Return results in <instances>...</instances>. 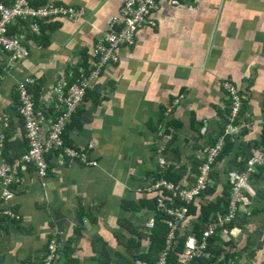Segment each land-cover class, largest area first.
<instances>
[{"label":"crops","instance_id":"crops-1","mask_svg":"<svg viewBox=\"0 0 264 264\" xmlns=\"http://www.w3.org/2000/svg\"><path fill=\"white\" fill-rule=\"evenodd\" d=\"M55 1L83 15L43 20L41 34L32 20L14 23L12 31L30 56L17 61L0 51L2 75L7 67L14 74L0 78V114H10L13 123L0 165L28 150L16 117L18 79L36 80L31 92L38 108L52 116L53 87L59 81L73 85L86 71L91 77L93 50L110 24L123 19L125 0ZM159 4L154 25L143 26L132 45L117 49L118 62L104 66L90 81L69 123L65 143L85 154L88 163L51 152L45 178L30 165L19 171V182L0 205V264H43L53 239L58 241L53 264L157 263L159 257L148 256L151 229L145 226L154 213L142 204L156 197L152 186L160 169L174 167L186 188L189 168L204 160L201 150L222 137L232 104L228 82L238 87L244 105L239 129L231 136L234 149L214 170L225 182L228 172L238 169L232 161L262 151L264 0ZM84 62L89 64L85 68ZM250 181L246 199L253 216L246 223L238 217L233 225L242 236L225 239L219 232L227 244L223 257L240 252L245 264H264L263 166ZM4 189L0 182V199ZM199 217H187L182 229L194 232ZM258 255L262 262H256Z\"/></svg>","mask_w":264,"mask_h":264},{"label":"built area","instance_id":"built-area-1","mask_svg":"<svg viewBox=\"0 0 264 264\" xmlns=\"http://www.w3.org/2000/svg\"><path fill=\"white\" fill-rule=\"evenodd\" d=\"M39 2V4H34ZM159 0H125L122 6V21L115 20L110 24V29L106 32L102 40L93 50L94 56V71L98 75L101 69L108 65L118 62L117 49L121 46L132 45L134 43L137 32L145 25L152 26V14L159 10ZM83 15L82 10L73 6L59 4L55 0H15L8 4L5 1H0V51L10 54L12 60L20 61L27 59L30 56V49L24 44L22 38L11 32L10 26L14 23L24 24L32 20L33 29L38 34L42 33V22L52 17H80ZM5 76L13 75V69L7 67L4 70ZM90 78L86 74H82L81 78L73 85H68L65 81H59L53 87V115L48 116L47 112L37 110L35 97L31 92V87L36 83L32 77H26L17 81V93L20 98L18 113L22 117L23 128L25 135L29 141L28 151L19 159L12 163H2L0 165V181L4 186L3 198L7 200L10 195V187L19 182L18 173L22 168L30 165L38 169L41 177L45 178L48 175L47 155L51 152H60L62 155L69 157H78L83 162L88 163L87 156L79 151L66 145L64 133L71 122L73 116L77 113L79 107L83 104L89 88ZM226 88L229 95L233 97V111L230 115L232 122H235L239 117L242 109V97L240 90L233 83L228 82ZM0 117V156L5 142V131L10 128V114H1ZM233 123L229 125L226 134L232 135L238 131ZM212 157L207 156V161L204 162L200 169L198 180L191 188H182L180 191L167 182H160L155 187H164L166 190L179 195L181 200L190 204L200 197L209 187L212 182L213 167L225 147V137L221 138L215 146H210ZM264 165V155L258 153L249 162V170L246 173L232 174L234 182L233 196L230 210L227 215L218 214L217 217L208 224L203 238V248L207 246V240L213 234L221 229V223L229 224L236 222L241 211L242 200L244 198L243 191L247 189L252 176L256 173L257 168ZM240 182L245 185H240ZM186 201H185V200ZM162 208H166L165 202L159 201ZM168 213L173 215L177 222L182 221L188 211L186 206L175 210L166 209ZM10 214V212H5ZM176 223L171 224L173 228ZM153 227V224L150 225ZM189 247L185 252L184 258L180 264H191L197 258L198 242L196 245L189 242ZM209 243V242H208ZM168 250V249H166ZM164 251L160 258V264H166L167 251ZM57 249H53L49 255H56ZM54 259H51V262Z\"/></svg>","mask_w":264,"mask_h":264},{"label":"trees","instance_id":"trees-1","mask_svg":"<svg viewBox=\"0 0 264 264\" xmlns=\"http://www.w3.org/2000/svg\"><path fill=\"white\" fill-rule=\"evenodd\" d=\"M1 1H5L8 4H11L15 0H1ZM10 30L13 33L12 25L10 26ZM88 65L89 64L87 62H84V64L81 66H83L85 68ZM3 68L4 67L0 65V78L2 77L1 72H2ZM91 71H92V69H91ZM85 74H90V72L86 71ZM87 93H88V91H87ZM230 97H231V95H230ZM241 97H242V109H241V112H242L243 105H244V98H243L242 94H241ZM17 100L20 102V98ZM35 102H36L37 110H40V108H38V101L36 98H35ZM231 102H232V104L228 110V119H227L228 124H227V127H225L223 129L222 134H221L222 135L221 138L225 137V147H224V150L221 153L220 157L218 158L216 164L213 167V172H212V176H211L212 182L209 185L208 189L201 195V197L199 199H197L193 204H190L188 206L187 216H189V217L190 216H196V215L200 216L199 217L200 223L199 224L197 223L196 228H195V235L198 238L197 240L199 242H202V240H203L204 231L207 228V225L209 223H211L212 220H214L218 214L221 213L223 215H227V213L230 210V206H231V202H232V196H233V187L235 185L233 180H232V174L233 173H240V174L246 173L249 170L250 160L253 157H255L258 153H261L262 155H264V144H263L262 151H260L258 153L251 154L249 157H246L244 159V161L238 162V163H237L238 159H237V161H232L231 162L232 166L236 165L238 167L237 171H234L232 173L228 172L230 175L228 180L225 182L221 181V173H220V171H215L216 170L215 168L217 167V165H219V163L221 161L225 160L229 155H231V153L234 149V143H232V141H231V136H233L234 134L227 135L226 131H227L229 125L232 123L237 127L238 126V119H239V117H238L235 122H232L231 119L229 118L232 111H233V97H231ZM18 107H19V104L17 106V110H18ZM15 112H16V110H15ZM16 117H19L18 118L19 119V125L23 129V132L25 133L24 128H23L22 117L18 113V111H17ZM12 124L13 123L11 121L10 126H12ZM71 126L72 125H68V127L64 133V137H65L67 130L70 129ZM9 130H10V128L6 129L5 136H6L7 131H9ZM25 137H26V135H25ZM5 139H6V137H5ZM26 139H27V137H26ZM220 139L215 140L213 142L212 146H215L220 141ZM27 141H28V139H27ZM6 144H7V142L5 143V146H6ZM25 145L28 146V149H29V147H30L29 141H28V144H25ZM3 148H4V146H3ZM4 150H5V148H4ZM2 152H3V149H2ZM25 153H23L20 157L12 159L8 162L12 163L14 160L21 158ZM203 164H204V162H201L200 164H195V165H193L192 168L194 169V171L200 173V169L203 166ZM263 167H264V165H263ZM217 170H218V168H217ZM155 180H156V183L163 182V181H165L167 183H173L178 190L182 189L183 175L178 173V172H175L174 167L169 168L167 170H161L160 169L159 172L155 176ZM194 184H196V182H194L192 185H194ZM247 190L248 189H244V191H243L244 197L246 196ZM155 194H156V197L149 200V202L146 203V205L142 204L143 207L148 206V209L154 213L153 214L154 227L151 229V240L152 241H151V246H150L149 252H148L149 258H151L152 256L159 257V254H161V252L165 250L166 243L168 241V237H169V234L171 232L170 223L174 222V217L170 216L167 212H165L159 206L158 199L160 198L161 191L157 190ZM163 196L165 198H167V200H165V202L167 203L168 206H170L172 203H173L172 207H179V206L183 205V203L180 201V199L178 197H173L172 195H170L167 192V190L163 192ZM169 197H171V199L168 200ZM242 204H243V202H242ZM249 207H252V205L247 204V206L245 207L246 210H243L239 215V218H241L242 213L245 215L242 218L243 223H246L248 218H251L253 216V213L251 216V213L249 211ZM232 224L234 225L235 221ZM204 226L206 228H204ZM177 238H178V246H177L176 250L171 251L170 254L168 255L167 264H179V262H180L179 254H182L184 252V250L186 249V245L188 242L187 236L182 237V236L178 235ZM226 246H227V244H225L223 242V240L220 236V233L218 232L216 236L212 237L209 240V244H208V248L206 250V254L201 255L198 258H196L195 261L193 262V264H233V262H234V264H243L241 262V259L243 257H242L240 252L230 253V254H227L225 257H223V253L225 251ZM245 250H246V248H245ZM152 264H158V261H157V263L155 261Z\"/></svg>","mask_w":264,"mask_h":264},{"label":"rangeland","instance_id":"rangeland-1","mask_svg":"<svg viewBox=\"0 0 264 264\" xmlns=\"http://www.w3.org/2000/svg\"><path fill=\"white\" fill-rule=\"evenodd\" d=\"M99 75H98V72L96 71V69H95V72H93L92 73V75H91V77L90 78H88L87 79V82H89L92 78L93 79H95V78H97ZM80 108V107H79ZM79 110V109H78ZM0 117H2V115L0 114ZM200 146V145H199ZM210 146H206L205 147V149L204 150H201V153L203 154V157H204V160H202V162H206L207 161V156H209L210 157V155H211V158L213 159V157H212V152H210L211 150H210ZM189 170H190V179H187V183H185V184H188V185H185L186 186V188H191V187H193V183L195 182V181H197L198 179V176H199V174L198 173H196V175H193V176H191L193 173H195V171L193 170V168H189ZM192 173V174H191ZM234 174V173H233ZM1 182V181H0ZM165 182V181H164ZM192 182V183H191ZM160 183V182H159ZM191 183V184H190ZM171 184H173V183H171ZM158 185V183H155L154 184V186H152V188H154V187H156ZM174 185V184H173ZM240 185H245V183H242V182H240ZM175 186V185H174ZM189 186V187H188ZM246 186H249V185H247L246 184ZM176 187V186H175ZM13 189V186H11L10 187V191ZM156 191L157 190H159V191H161V194H160V198L158 199V203H159V201L162 199L164 202H165V200H167V198H165L164 196H163V192L164 191H166V189L164 188V187H159V188H154ZM247 189H248V187H247ZM147 191H149V189L147 188L146 189ZM178 190V189H177ZM181 190V189H180ZM180 190H178V191H180ZM167 192L170 194V195H172L173 197H178L179 199H180V201L183 203V205H181V206H179V207H172V205H173V203L170 205V206H168L167 205V203L165 202V204H166V208H162L161 206H160V203H159V206H160V208L161 209H163L165 212H167V210L166 209H169V210H175V209H177V208H181V207H184V206H186L187 208H188V206L190 205V204H193L197 199H199L200 197H198V198H196V200L194 201V202H192V203H190V204H186V203H184L182 200H181V198H180V196L179 195H175L173 192H171V191H168L167 190ZM169 199H171V197H169L168 198V200ZM185 200V199H184ZM4 201H5V198H1L0 199V205L2 204V203H4ZM172 201V200H171ZM186 201V200H185ZM242 202H243V206H241V211H243V210H246V206H247V204H248V200L246 199V196L243 198V200H242ZM10 212V214H7V213H5V212ZM188 212V211H187ZM168 213V212H167ZM3 214L5 215V216H8L9 218H12V213H11V211L10 210H4L3 211ZM170 216H173V215H171L170 213H168ZM243 216H245L243 213H242V218H243ZM174 217V216H173ZM187 217H189V216H187V214H186V216H185V218L182 220V221H179V222H177V220L175 219V217H174V222L173 223H170V226H171V224H174V223H176L175 224V226L172 228L171 227V232H170V234H169V237H168V241H167V243H166V248H165V250L166 249H168V250H166L167 251V253H168V255L170 254V252L171 251H174V250H176V248H177V246H178V238H177V236L179 235V236H182V237H186L187 236V238H188V242H187V245H186V249L184 250V252L182 253V254H179V257H180V261H182V259L184 258V255H185V252L187 251V249H188V247H189V242H191V243H194V245H196V240L198 239L197 237H196V235H195V231L194 232H192V231H190V230H186V229H182V226H183V222H186V221H188L189 219H187ZM151 223L153 224V227H154V220L153 219H150L147 223H146V228H149V229H152L153 227H151L150 225H151ZM222 227H221V232H223V234H224V237H225V239H229L230 237H232V236H234V237H236V234L239 236V234L242 236L243 235V233L242 232H239L238 230H236V229H232L233 228V224H229V223H226V222H222L221 224H220ZM208 226V225H207ZM206 230V229H205ZM220 230L218 231V232H220ZM217 232V233H218ZM204 233H205V231H204ZM217 233H215V234H213L211 237H209L208 238V240H207V244H209L208 242H209V240L212 238V237H214V236H216L217 235ZM203 238H205V236L203 237ZM203 241V240H202ZM197 242H198V244H197V246H198V249L195 251L196 253H197V258L199 257V256H201V255H204V254H206V250H207V246L205 247V248H203V252H202V249L200 248V247H202L203 246V243L204 242H199L198 240H197ZM50 249H51V251H53V249H57V253H58V241H56V239H53V240H51L50 241V247H49V253H47L46 254V257H45V259H44V263L43 264H53L54 262H55V260H57V258H58V254L56 253V255H49L50 254ZM248 249H249V246H248ZM247 248H246V250H248ZM164 250V251H165ZM164 251H162L161 252V254H160V256H159V259H158V264H160V258H161V255H162V253L164 252ZM167 258H168V256H167ZM51 259H54L52 262H51ZM243 260H244V257L242 258ZM195 261V259L193 260V262ZM259 261L260 262H262V258H261V255H258L257 256V258H256V262H258L259 263ZM193 262L191 263V264H193ZM243 264H245L244 263V261L242 262ZM253 263V262H252ZM166 264H167V262H166ZM179 264H180V262H179Z\"/></svg>","mask_w":264,"mask_h":264},{"label":"bare ground","instance_id":"bare-ground-1","mask_svg":"<svg viewBox=\"0 0 264 264\" xmlns=\"http://www.w3.org/2000/svg\"><path fill=\"white\" fill-rule=\"evenodd\" d=\"M81 107V106H80ZM43 111H45V110H43ZM49 116V115H48ZM73 160V159H72ZM251 182V181H250Z\"/></svg>","mask_w":264,"mask_h":264}]
</instances>
